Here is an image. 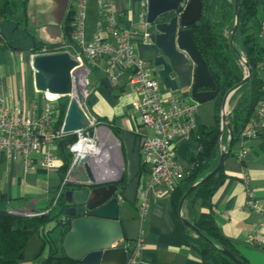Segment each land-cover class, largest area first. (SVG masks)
Returning <instances> with one entry per match:
<instances>
[{
  "label": "crops",
  "instance_id": "1",
  "mask_svg": "<svg viewBox=\"0 0 264 264\" xmlns=\"http://www.w3.org/2000/svg\"><path fill=\"white\" fill-rule=\"evenodd\" d=\"M86 2V31L90 34L100 22L99 1L85 0ZM76 4V0H27L25 11L19 10L0 20V96H9L13 102L34 101L42 96L34 87L30 63L31 56L35 53L34 44L64 42V20L69 10H75ZM117 5L124 11L122 24L133 31L136 53L150 63L151 45L147 38L144 39V34L149 31L144 22L146 0H117ZM262 23L264 16L257 19L255 26L249 25L250 31L258 32ZM260 41L264 43V37ZM104 64V57L100 56L95 58L91 66L88 74L89 101L99 117L114 125L117 135L104 121L97 136L102 145V153L90 168L98 182H115L122 175L126 178L125 187L120 194L119 210L123 239L118 244L125 246L130 252L128 242L136 243L139 240V264H221L215 253L200 252L190 233L182 226L179 213L176 214L171 206V193L151 198L147 214L140 216L138 204L142 196L137 190L142 172L140 173L138 144L140 133L152 136L153 131L142 128L140 117L134 110L137 92L131 88L126 78H121L118 82L110 81ZM260 75L264 81V70ZM161 88L165 95L193 100L185 91L171 92L162 84ZM214 115L215 100L212 97L197 102V124L214 125ZM105 141L110 145H106ZM174 142L176 158L188 168L190 161L187 151L197 150V142L184 140L180 136ZM225 148L230 151L223 165L226 177L212 195L215 222L221 232L235 242L239 254L249 264H264V225L259 228L253 244L245 242L246 235L264 218V212L244 208L246 185L253 190L254 198L264 206V124L260 125L255 136L245 141H236L229 147L227 142ZM243 149L246 152L240 157ZM78 166L85 171L82 164ZM77 175H81V171L78 170ZM69 176L66 173L67 182L85 178L82 176L70 179ZM62 181L56 170L47 172L39 168L37 171H27L22 165L0 155V195L7 197L9 207L38 209L49 196L50 190L59 186ZM26 202L32 205H26ZM50 236L56 246L61 245L59 227L53 228ZM41 248L42 241L39 234L35 233L24 247L22 259L18 263L36 264ZM127 262L128 260L125 264Z\"/></svg>",
  "mask_w": 264,
  "mask_h": 264
},
{
  "label": "built area",
  "instance_id": "2",
  "mask_svg": "<svg viewBox=\"0 0 264 264\" xmlns=\"http://www.w3.org/2000/svg\"><path fill=\"white\" fill-rule=\"evenodd\" d=\"M76 1L72 41L43 45L30 59L31 63L32 57L38 53L68 51L78 61L73 71L72 91L66 95L68 103L63 120L58 127L55 126L54 104L61 96L41 92L40 98L25 102H13L9 96H0V155L22 165L27 171H37L39 168L47 172L54 171L62 162L58 150L59 141L73 135V139L66 144L71 154L67 173L85 157L86 163L91 166L102 153V145L97 136L104 122L90 104L87 76L95 58L102 56L105 60L104 70L110 81L118 82L124 73L127 74V82L138 94L134 110L140 117L142 128L153 131L152 136L140 133L138 144L141 165L145 167L137 190L142 196L138 211L143 217L147 214L149 200L171 193L184 174L185 167L176 158L174 139L178 136L184 140L190 139V133L197 126V101L164 94L161 82L154 75L148 60L136 53L133 31L122 24L124 12L117 5V0H98L100 22L90 34L86 31L85 0ZM258 37H264V23L260 26ZM145 38L147 33L144 34ZM71 98L76 99L86 124L65 131L63 124ZM228 111L226 106V115ZM262 124L264 98L257 104L255 116L241 131V141L255 136ZM245 152L243 149L240 157ZM65 181L66 178L61 185ZM244 208L264 212V206L254 198L253 190L247 185ZM10 211L33 215L20 210ZM62 219L65 220V217L62 216ZM263 225L264 218L246 235L245 242L253 244ZM139 242L136 241L127 264H139Z\"/></svg>",
  "mask_w": 264,
  "mask_h": 264
},
{
  "label": "trees",
  "instance_id": "3",
  "mask_svg": "<svg viewBox=\"0 0 264 264\" xmlns=\"http://www.w3.org/2000/svg\"><path fill=\"white\" fill-rule=\"evenodd\" d=\"M26 1L0 0V18H8L19 10L25 11ZM201 1V15L191 25V28L194 41L216 82L215 92L212 96V99L215 100V123L212 126L197 124L190 133V139L197 142L198 148L195 151H187L190 166L185 168L182 178L171 191L170 203L176 214L180 211L179 203L187 189L217 165L220 143L225 145L229 140L226 128L222 132L220 129L221 100L224 94L240 82L246 74V68L242 65L230 42V32L234 25L233 0ZM259 3L264 5V0H239V20L233 36V44L248 61L252 70L250 77L235 89L228 100L229 111L226 118L232 133L230 146L236 141L242 140L241 131L254 117L256 106L263 97L264 81L260 73L264 70V43L260 41L258 32L250 31L249 26L250 21L256 17ZM74 20L75 10H69L64 20L66 42L72 41ZM53 44L55 43L35 42L33 51L39 50L43 45ZM67 103L68 98L66 96H61L55 100L54 115L56 117L55 126L57 127L63 120ZM100 119L105 121L112 132L117 135L116 128L109 120L102 117ZM72 139L73 135H69L58 143L62 162L56 171L61 181L66 176L71 160V154L68 152L66 144ZM144 170L145 167L141 165L140 173ZM225 177L224 168L221 167L209 178L198 183L183 201L181 215L196 226L217 247L230 250L244 264H249L239 254L235 242L221 232L214 219L215 208L212 203V195ZM115 184L123 189L126 184L125 176L122 175L115 181ZM68 188L69 184L65 181L62 185L60 184L50 190L49 202L55 200V204L48 211L33 215L11 212L8 205L9 200L4 194L0 195V264H17L22 259L23 250L28 240L35 233L39 234L42 241V248L37 255L36 264H83L80 260L65 256L61 245L56 246L50 236L51 230L55 227L60 228L61 238L67 230L62 216H64L66 207L64 194ZM50 223H53V226L49 228L48 224ZM182 226L190 233V237L196 242L201 253H215L221 264H236L202 235L196 234L184 224ZM128 243L131 246L128 248L132 252L135 241Z\"/></svg>",
  "mask_w": 264,
  "mask_h": 264
},
{
  "label": "water",
  "instance_id": "4",
  "mask_svg": "<svg viewBox=\"0 0 264 264\" xmlns=\"http://www.w3.org/2000/svg\"><path fill=\"white\" fill-rule=\"evenodd\" d=\"M234 3V25L230 32V42L246 75L230 88L222 97L220 104L221 132H228V147L232 133L226 118V106L229 97L244 83L251 74L248 61L233 44L239 20V0ZM184 4V5H183ZM202 11L201 0H146L145 27L147 39L151 45L150 63L162 86L171 91H185L190 98L201 102L214 95L216 82L208 65L198 49L191 25L199 19ZM78 61L68 51L38 53L32 57L34 87L39 92H48L58 96L70 94L73 86V71ZM86 124L75 98H71L67 107L63 129L72 131ZM229 151L220 143V155L217 165L200 180L194 182L183 194L179 203V215L182 224L202 235L199 229L181 215L183 201L198 183L209 178L224 165ZM83 158L86 177L82 180L68 181L65 190L66 207L64 209L65 231L61 247L65 256L80 260L83 264H125L131 257L125 246L118 244L123 239V228L119 219L120 194L122 189L115 182H98L90 166ZM236 264H244L230 250L217 247Z\"/></svg>",
  "mask_w": 264,
  "mask_h": 264
},
{
  "label": "rangeland",
  "instance_id": "5",
  "mask_svg": "<svg viewBox=\"0 0 264 264\" xmlns=\"http://www.w3.org/2000/svg\"><path fill=\"white\" fill-rule=\"evenodd\" d=\"M86 7H87V2L85 3V13H86ZM264 16V6H263V4L262 3H259L258 4V6H257V12H256V17L255 18H253L251 21H250V23H249V25L252 27V26H255L256 24H257V19H261L262 17ZM87 28V27H86ZM243 65V64H242ZM244 66V65H243ZM91 69V68H90ZM246 73H247V71H246ZM246 75V74H245ZM90 76H91V74L89 75V79H90ZM126 76H127V74L126 73H124L123 75H122V78H126ZM87 80H88V76H87ZM229 108V106L227 105V109ZM105 144L106 145H110V143L108 142V141H105ZM81 171V175H77V171ZM68 174H70V176H69V178L70 179H78V177H82V176H85L86 177V173H85V171H83V169L80 167V166H78V165H76L75 167H73L72 169H70V171H69V173ZM76 177V178H75ZM27 204H29V205H32L31 203H27L26 202V205ZM55 204V200L53 201V202H49V196L46 198V199H44V202H43V204L40 206L39 205V207H38V209H35V210H32V209H20V208H18V207H9V210H20V211H22V212H27V213H35V214H37V213H42V212H46V211H48V209H50V207H52L53 205ZM36 205V204H35ZM36 206H38V205H36ZM35 206V207H36ZM42 210V211H41ZM53 223H50V224H48V227H50L51 225H52ZM17 264H19V263H17ZM21 264V263H20Z\"/></svg>",
  "mask_w": 264,
  "mask_h": 264
},
{
  "label": "flooded vegetation",
  "instance_id": "6",
  "mask_svg": "<svg viewBox=\"0 0 264 264\" xmlns=\"http://www.w3.org/2000/svg\"><path fill=\"white\" fill-rule=\"evenodd\" d=\"M150 66H151V69H152V71H153L154 75H156L155 69L153 68V66H152V64H151V63H150Z\"/></svg>",
  "mask_w": 264,
  "mask_h": 264
},
{
  "label": "bare ground",
  "instance_id": "7",
  "mask_svg": "<svg viewBox=\"0 0 264 264\" xmlns=\"http://www.w3.org/2000/svg\"><path fill=\"white\" fill-rule=\"evenodd\" d=\"M50 96H52V95H54V94H51V93H48ZM100 154H101V152H100ZM98 157H100V155H98Z\"/></svg>",
  "mask_w": 264,
  "mask_h": 264
}]
</instances>
